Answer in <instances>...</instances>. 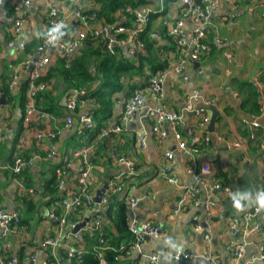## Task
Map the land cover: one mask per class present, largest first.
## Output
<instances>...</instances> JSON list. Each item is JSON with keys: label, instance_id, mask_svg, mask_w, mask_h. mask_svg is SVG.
Segmentation results:
<instances>
[{"label": "crops", "instance_id": "crops-1", "mask_svg": "<svg viewBox=\"0 0 264 264\" xmlns=\"http://www.w3.org/2000/svg\"><path fill=\"white\" fill-rule=\"evenodd\" d=\"M66 1L53 0L52 3L62 8ZM80 2L87 10L88 20L91 17L94 22L97 20L87 30L89 39L85 47L94 41L103 51L112 54V50L99 43L100 39H90L91 30L109 24L131 26L130 18L124 17L123 14L117 16L115 11L107 19H102L84 0ZM16 3L17 0H0V98L4 96V99L0 100V209L17 212L20 225L15 230L6 232L3 237L0 227V264L5 257L4 248L19 253L35 251L38 264L42 263L44 254L47 257L52 255L51 260L55 261V264H62L64 255L60 249H66L67 244L74 243L76 239L80 240V233L89 228L96 215L100 216L101 227L107 236L110 235L109 241H114L115 235L118 234L116 224L119 222L121 209L126 213L127 224L131 217L135 216L138 221L147 220L156 224L160 231L158 237L144 239L141 253L133 251L129 255L120 256L117 264H148L146 256L151 252L159 255L157 264H210L205 258L207 253L218 254L221 264L250 262L251 256L259 253V245H264V210H259L256 218L261 225L258 233H244L245 225L239 220V232L234 238L229 229V218L242 213L233 207L231 193L236 192L239 195L245 190L255 192L264 189V126L260 120L264 116V81L261 79L264 72V2L227 0L218 6L210 14L205 26V35L211 44V51L202 57L198 66L195 67L194 63H191L185 67L183 74L187 76L186 80L183 75L169 71V66L180 57L187 56L188 50L176 46L170 37L162 33L161 22V16L164 15L171 24L174 23L185 5L182 0H167L165 14L153 16L151 20L153 25L150 31L157 32L156 39L162 47L164 46L162 60L166 61V65L156 68L152 73L146 71L144 79L138 78L142 84L135 89L145 88L147 77L159 69L168 70L161 83L164 95L156 104L176 111H183L187 102L193 104L194 109L184 113L185 121L180 127L183 135H186L188 127L196 125L195 109L200 108L198 104H214L219 111L213 131L208 129L209 121L203 129H197L200 143L204 141V136H208L210 141L205 145L199 143L198 152L191 159L176 148L175 139L166 121L159 124L166 133L161 137L152 130L155 125L153 117L148 118L144 113L141 114L144 108L130 116H124L123 101L127 98H124L122 92L116 93L117 99L112 101L108 112L98 114L94 118L91 108L95 100L93 97L91 100L88 96L84 97L87 89L65 91V84L57 79L53 81L55 89L51 87L52 84L48 87L46 84V87L52 88L51 103L60 114L42 111V114L28 115L26 99L23 100L20 91L21 85L28 82L31 68H24L22 64L29 58L33 66L35 57L29 56L25 49L47 32L51 16L47 4L42 0L33 2L20 11L16 10ZM142 4L156 6L157 0H147ZM16 19L22 20L18 33H14L12 29ZM74 22L76 23L72 19L66 25V33ZM192 28L191 20L186 19V36H190ZM110 32L113 33L112 28ZM65 39L66 36L62 35L58 38ZM9 40L14 41L12 46H8ZM116 45L131 58L143 49L130 56L126 46ZM89 65L90 69L93 68L92 62ZM196 70L200 72L197 73ZM13 80L14 83L11 84ZM5 89L12 94L11 100L9 95L6 96ZM81 90L84 93L78 92ZM250 92H255L254 96L257 97L256 114L242 108L244 98H248L246 93L253 97ZM73 93H79L76 107L68 108L66 101ZM208 100L212 101L206 103ZM204 111L210 120L212 111L209 108H204ZM80 114L89 115L93 119L94 126L91 129L79 124ZM66 116L72 117L73 123L70 126L66 125ZM255 117L259 126L252 128L245 121L250 122ZM114 127L117 130L113 131ZM43 129L54 131L57 137L53 140L37 141L35 131ZM141 135L145 139L144 148L139 147L138 140ZM87 146L92 149L89 190L93 201L90 206L82 201L75 214L76 219L68 222L67 217L73 214L70 212V215H64L59 202L76 192L80 167L73 151ZM50 151L55 154L48 157ZM166 151L172 152V158L164 155ZM17 153L24 159L27 158L23 155L35 159L26 173L27 176L30 175L27 178L29 186L23 183L21 187L16 181V174L7 167L8 164L12 165ZM64 153H70L72 165L63 167L62 185L59 184L60 179L55 173L56 183L61 191V198L55 202L61 208V212H58L53 206L55 203L47 205L50 197L42 196L41 191L44 178L53 169L55 172L57 167L63 165L61 156ZM94 157L97 160L95 163ZM125 159L131 161V169L123 163ZM204 163H209L211 167V175L207 177L206 185L199 184L190 172L199 171ZM121 172L122 175L119 176ZM20 176L22 177V174ZM108 177L107 188L101 201L96 203L94 195ZM213 179L220 185L228 186L230 191L223 193L217 190L214 193L218 207L208 220L202 203L194 204L188 195V189L195 187L197 195L203 201L207 186ZM104 197L106 202L102 201ZM23 198L25 201L32 200L33 206L27 207ZM132 198L136 200L134 206L130 202ZM180 199L183 200L178 206ZM223 200H228L229 205ZM109 207L112 209L110 216L106 212ZM85 219L88 220L87 225L73 232L71 224L76 225ZM205 234L208 239L204 237ZM49 236L58 239L54 254L50 247H42L44 240ZM176 242L183 246V251L191 253L190 259L175 260L171 257L173 249L169 245ZM236 243H242L244 246L242 257L238 260L234 257L233 250L227 248L228 245ZM116 244L121 246L124 240L119 239L112 245ZM249 264L264 262L253 261Z\"/></svg>", "mask_w": 264, "mask_h": 264}, {"label": "built area", "instance_id": "built-area-1", "mask_svg": "<svg viewBox=\"0 0 264 264\" xmlns=\"http://www.w3.org/2000/svg\"><path fill=\"white\" fill-rule=\"evenodd\" d=\"M39 0H17L15 4L16 10L20 11L23 8L28 7L33 2ZM47 4L50 18V28L54 27L57 24H63L64 27L61 31H64V28L70 20L74 19L76 23L72 25L70 31L66 33L65 40H58L50 42V37L45 32L40 41L38 42L35 48V60L33 58L34 64L33 66L30 64V59H26L22 66L24 68H31L29 71L28 78V90L26 93V113L28 115L40 114L36 109V103L34 98L37 94L43 92L46 88V83L38 82L37 79L45 72L48 65L51 63V55L59 54L63 56L65 59L67 57L78 54L84 44L87 43L89 39L87 30L91 28V24L94 22L93 17L88 20V16L86 14L87 10L81 5V0H68L64 3L63 7L60 8L56 4L52 3L53 0H42ZM167 0H157V5L152 6L150 4H141L137 7L125 6L120 7L116 10L117 16L123 14L124 17L130 18L132 25L124 26L121 24H109L103 28L92 29L91 30V38L92 40L100 39L101 42L108 49L115 51V47L118 45L126 46L128 50V54L133 56L136 52L143 48V41L140 39V34L147 31L148 24L151 22L153 16L161 15V13L165 14V5ZM227 0H182L185 8H182L180 17L174 22L170 23L166 16H161L162 26L166 28L165 35L171 38V41L179 47L188 50V55L185 57H180L177 62L172 63L169 68V71H173L177 74L183 75V79L186 80L187 76L183 74L185 67L191 63H199L202 57L211 51V44L206 39L205 35V26L208 23V18L210 14L222 3ZM186 19H190L193 28L190 33V36H186L184 32V21ZM97 21V20H96ZM95 21V22H96ZM94 22V24H95ZM22 25L21 19H16L13 24L14 33L19 32V28ZM94 26V25H93ZM49 28V29H50ZM110 28H112L113 33L111 34ZM149 36L154 38L157 37L155 33H148ZM99 41V40H98ZM8 46H12L14 44L13 40H9L7 42ZM114 47V49H113ZM227 56H231L227 54ZM68 61V60H67ZM32 66V67H31ZM197 71V70H196ZM168 70L165 68L159 69L152 75H149L146 79V87L135 89L132 96L127 99H124V116H130L135 111L141 110L144 108L145 112L143 115L146 117H153L155 121V125L152 127V130L156 131L161 137H164L166 133L162 128L159 127V124L162 121H166L168 126L173 134V138L176 142V148L183 153V155L189 159H191L197 152L200 144L209 143L210 139L208 136H204L203 142L200 143V137L196 134L197 129H203L209 121V115L205 113L204 108L200 107L195 109V114L197 116L196 125L190 126L186 129V135H183L180 131L181 125L184 124L185 118L184 113L186 111H192L194 109L193 104L191 102H187L184 105L183 111H176L174 109L165 107L163 105H157L158 102L163 97V87L161 85L163 77L166 75ZM200 71H197L199 73ZM16 75L13 76L15 78ZM14 83V80L10 82ZM80 93H84L83 90L78 91ZM79 93H73L68 100L66 101V105L68 108L76 107V98ZM91 100V99H90ZM212 100L206 101V103L211 102ZM38 108V107H37ZM42 114V113H41ZM66 125L70 126L73 123L72 117L66 116ZM252 128H255L258 125V120L255 117L250 122L245 121ZM79 124L87 129H91L94 126L93 119L86 114L79 115ZM118 129H123V127H117ZM117 130L115 127L113 129ZM1 132V128H0ZM106 132V131H105ZM56 137V133L49 129L36 130L35 138L37 141H41L44 139L53 140ZM139 147H145V139L144 136L139 137ZM200 143V144H199ZM55 154L53 151H50L48 157ZM91 154L92 149L90 146L81 148L79 150L73 151V156L76 158L77 163L79 164V179L78 186L76 192H73L72 196L69 198H62L59 202L60 206L63 209L64 215L69 214L70 212L75 211L79 204L83 201L86 205L90 206L93 201L92 194L89 190V180L91 176ZM166 157L169 159L172 158L173 154L171 151H166L164 153ZM264 155V154H263ZM70 153H64L61 156V161L63 165L61 167H57L55 169V173L57 177H59L60 181L63 183L61 177L63 172V167H69L72 165V159L69 157ZM34 157H29L28 159H24L20 154L14 157L12 165L8 164L7 167H10L11 170L16 174L17 183L23 187L22 179L19 178L23 168L29 167L33 165ZM126 166L131 169V161L129 159L123 160ZM132 171V170H131ZM196 181L201 184H207V177L211 175V167L209 163H204L199 171H190ZM131 173V172H130ZM122 175V172L119 176ZM173 181L172 179H169ZM62 185V184H61ZM220 190L223 193L229 192L230 188L226 185H220L218 181L215 179L211 180L209 185L207 186V192L203 201L200 200L197 195V189L195 187H190L188 189V195L194 202V204L202 203L205 209L206 219L210 220L214 215V210L218 207V200L214 193ZM183 199L178 201V206L182 203ZM102 201L106 202V198L104 197ZM131 205L134 206L136 204L135 199H130ZM255 206L251 208H246L244 212L240 215H235L229 218V229L234 238L237 237L239 232L238 221L241 220L244 226V233L253 234L258 233L261 230V225L259 221H254V218L257 213H255ZM175 212L177 211L174 210ZM258 215V214H257ZM63 219V218H61ZM64 222V220H61ZM20 225V216L15 211H7L5 209H0V227L2 229L1 237L5 236L6 232L10 230H15L17 226ZM62 225V224H61ZM75 224H71V227H74ZM89 226H94L99 230V245L96 246V252L98 257V264H107V261L104 257V250L107 249V246H104L103 239V229L100 224V216L96 215L92 219V224ZM251 228H248V227ZM129 231L133 235V239L128 246L121 245L120 249L124 251L125 255H129L131 252L136 251L141 253V247L144 239L147 237H158L160 228L153 224L150 221L143 220L138 221L135 216H132L128 223ZM199 228V227H197ZM206 239H208V235H204ZM58 244V239L56 237L49 236L44 240L42 247H50L52 249V254H54V250ZM67 258L75 257L76 260H81L84 250L77 248L73 244H67ZM228 249L233 250L234 257L238 260L242 257L244 246L242 243H236L227 246ZM8 251H11L10 248H7ZM171 257L175 260L190 259L192 257L191 253L187 251L175 252L171 251ZM250 262L244 263L249 264L253 261H262L264 262V245H259V253L251 256ZM25 261L22 264H38L37 256L35 252H29L25 255ZM146 260L148 264H157L159 255L156 252H151L146 256ZM205 258L210 261V264H221L220 257L218 254H210L207 253ZM47 255H43L41 264H55V261L52 263H48ZM2 264H19L18 255L11 251V255L4 258Z\"/></svg>", "mask_w": 264, "mask_h": 264}, {"label": "trees", "instance_id": "trees-1", "mask_svg": "<svg viewBox=\"0 0 264 264\" xmlns=\"http://www.w3.org/2000/svg\"><path fill=\"white\" fill-rule=\"evenodd\" d=\"M84 1L88 5V7H92L91 9L96 10V12L100 15V18L107 19L108 16H110L120 7H137L147 0ZM167 3L166 5L169 4ZM10 7L12 6L10 5ZM151 25H153L152 22L148 24L147 31L140 34V39L143 41L144 47L142 51L138 52L133 58L125 55V53L120 50L119 47H116L115 51L112 54L105 52L99 45H97L96 42L93 41L87 47H85L86 44H84V47L78 54L71 55L67 57L68 59H65L59 54H52L51 63L48 65L45 72L37 79V81L46 83L47 87L48 85L51 86L52 84L51 87H54L55 89L53 81L60 79L65 84V91L85 88L87 89V93H85L84 97L88 96L89 99L93 97L95 100L94 106L91 108L92 116H94L95 118V116H97L98 114L108 112L111 107L112 101L114 99H117L116 93L122 92L124 98H128L133 93L134 89L142 84L138 80V78L144 79L143 77L146 76V71L152 73L156 70V68H161L166 65V61L162 60V50L164 46L162 47V45L158 43V39L148 35L149 32L155 33L150 31ZM162 33H165L164 27L162 28ZM41 37L42 35H40L38 39L31 43L30 47L29 45L28 47H26L25 50L29 56L35 55V48ZM99 43L101 45H104L101 42ZM91 62L93 63V68L90 69L89 64ZM261 79L264 81V72L263 76H261ZM47 87L43 92L35 96L34 101L36 103V106L38 107H36V109L39 112H54L56 115H58L60 114V112H58V110H56L51 103L52 98L50 95V90L52 88L49 89ZM27 90L28 82H25L21 85L20 91L24 101L25 99H27ZM5 92L6 96L9 95L8 97L11 100L12 94L8 92L7 89H5ZM254 94L255 92H253V94L250 92V95H253V97H251L246 93V96H248V98H244L242 102V108L252 114H256L258 112V105L256 106L255 104L257 97H255L256 95L254 96ZM63 107L65 108L64 104ZM23 156L28 159V156ZM93 161L94 163L95 161H97L95 157ZM27 170H29V167L23 168L21 172L24 179H22L21 176L19 177L22 179L24 185L29 186L27 178H29L30 175H26ZM43 182L44 183L42 185L41 194L42 196L50 197L47 205L53 204L56 201L58 202V200L61 198V191L59 190L56 183L54 169L49 175L46 176V178H44ZM23 201L27 207L33 206L32 200L25 201V198H23ZM58 205L59 204L55 203L53 206L58 209V212H61V208ZM78 210L79 207L76 209L75 213H70L73 215L67 217L68 222L74 221L76 219L75 214H77ZM111 210V207L106 210L108 216L111 215ZM257 216L258 215L256 214L254 221H256ZM118 218L119 222H117L116 224V232L118 234L115 235L114 241H109L110 235L107 236L104 229L102 228L104 232V243L107 246V249L104 250V257L107 261V264H117V260L120 259V256L125 255L124 251L120 249V245L118 246L116 244V247L112 245L115 241L123 239V245L128 246L133 239V235L129 231L128 224L126 222V213L124 209L120 210ZM80 237V240L76 239V241L71 244H73L77 248L84 250L83 257L81 258V260H76L75 257L67 258V248H61L60 251L64 255L62 264H98V257L95 246L100 244L99 230L94 226H89L87 230H84L80 233ZM3 252V255H5L6 257L11 255V251H8L6 248H4ZM14 253L18 255L19 264H22L27 252L21 251V253H19L15 251ZM48 257V259L50 260L53 259L52 255H49ZM67 259L69 260L67 261Z\"/></svg>", "mask_w": 264, "mask_h": 264}, {"label": "clouds", "instance_id": "clouds-1", "mask_svg": "<svg viewBox=\"0 0 264 264\" xmlns=\"http://www.w3.org/2000/svg\"><path fill=\"white\" fill-rule=\"evenodd\" d=\"M63 24H57L54 27L48 29L47 35L50 37V42L55 41L59 36L63 35L61 29ZM232 205L237 212H243L246 208L256 207L257 211L264 210V189L256 190L255 192L250 190L242 191L239 195L231 193ZM175 252H181L183 246L176 242L169 245ZM168 257H166L167 259Z\"/></svg>", "mask_w": 264, "mask_h": 264}, {"label": "water", "instance_id": "water-1", "mask_svg": "<svg viewBox=\"0 0 264 264\" xmlns=\"http://www.w3.org/2000/svg\"><path fill=\"white\" fill-rule=\"evenodd\" d=\"M196 1H198V0H196ZM262 2H264V0H262ZM62 36H66V30H64L63 31V35ZM35 60V59H34ZM195 65V67L196 66H198L199 65V63H195L194 64ZM4 99V96H2L1 98H0V100L1 99ZM204 107V108H209L211 111H212V114H211V117H210V120H209V124H208V129L210 130V131H213V129H214V124H215V120H216V117H217V115L219 114V111L216 109V107H215V105L214 104H198V107ZM145 112V110H143L142 112H141V114H143ZM261 120V123H262V125L264 126V116L260 119ZM109 179V177L107 178V179H105L104 181H103V185L101 186V188H99L97 191H96V193H95V195H94V201L96 202V203H99L100 201H101V198H102V196H103V194H104V192H105V190H106V188H107V185H108V180ZM224 201V203L228 206L229 205V201L228 200H223ZM87 222H88V220L87 219H85L84 221H82V222H80V223H78V224H76L73 228H72V231L73 232H77V231H79V229L81 228V227H85L86 225H87ZM147 238H149V237H147Z\"/></svg>", "mask_w": 264, "mask_h": 264}, {"label": "rangeland", "instance_id": "rangeland-1", "mask_svg": "<svg viewBox=\"0 0 264 264\" xmlns=\"http://www.w3.org/2000/svg\"><path fill=\"white\" fill-rule=\"evenodd\" d=\"M248 209V208H247ZM255 213H257V214H259V211H257V209L255 208ZM248 228H251L250 226L248 227ZM104 246H106V245H104ZM95 250H96V246H95ZM33 252H35V251H33ZM6 257V256H5ZM4 257V258H5ZM83 257V256H82ZM48 263H52V262H54V261H52V260H50V259H48V261H47Z\"/></svg>", "mask_w": 264, "mask_h": 264}]
</instances>
